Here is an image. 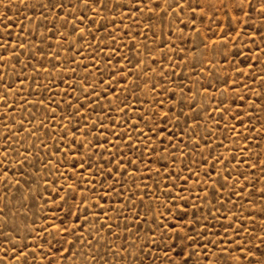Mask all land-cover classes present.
<instances>
[{"label": "rangeland", "instance_id": "1", "mask_svg": "<svg viewBox=\"0 0 264 264\" xmlns=\"http://www.w3.org/2000/svg\"><path fill=\"white\" fill-rule=\"evenodd\" d=\"M185 260L264 264V0H0V264Z\"/></svg>", "mask_w": 264, "mask_h": 264}, {"label": "snow or ice", "instance_id": "2", "mask_svg": "<svg viewBox=\"0 0 264 264\" xmlns=\"http://www.w3.org/2000/svg\"><path fill=\"white\" fill-rule=\"evenodd\" d=\"M98 3H103V0H97ZM158 6V5H157ZM43 7V5H42ZM61 8L63 7V5L60 6ZM182 254V253H181ZM184 264H188L187 260L184 261Z\"/></svg>", "mask_w": 264, "mask_h": 264}]
</instances>
